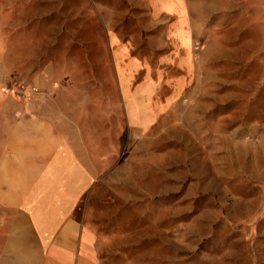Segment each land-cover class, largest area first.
Returning a JSON list of instances; mask_svg holds the SVG:
<instances>
[{
  "label": "rangeland",
  "instance_id": "obj_1",
  "mask_svg": "<svg viewBox=\"0 0 264 264\" xmlns=\"http://www.w3.org/2000/svg\"><path fill=\"white\" fill-rule=\"evenodd\" d=\"M0 113L89 148L75 264H264V0H0Z\"/></svg>",
  "mask_w": 264,
  "mask_h": 264
},
{
  "label": "crops",
  "instance_id": "obj_2",
  "mask_svg": "<svg viewBox=\"0 0 264 264\" xmlns=\"http://www.w3.org/2000/svg\"><path fill=\"white\" fill-rule=\"evenodd\" d=\"M50 122L0 113V264H75L77 255L92 256V241L73 217L93 177L92 157L74 125Z\"/></svg>",
  "mask_w": 264,
  "mask_h": 264
}]
</instances>
